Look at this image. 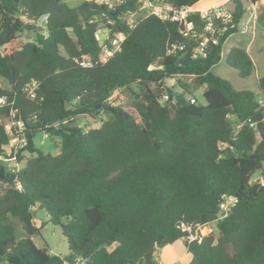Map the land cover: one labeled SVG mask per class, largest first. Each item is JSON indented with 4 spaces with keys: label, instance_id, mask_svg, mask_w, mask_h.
I'll use <instances>...</instances> for the list:
<instances>
[{
    "label": "trees",
    "instance_id": "16d2710c",
    "mask_svg": "<svg viewBox=\"0 0 264 264\" xmlns=\"http://www.w3.org/2000/svg\"><path fill=\"white\" fill-rule=\"evenodd\" d=\"M164 1L191 7L202 0ZM232 2L226 31L216 44L209 40L205 57L193 58L204 26L197 11L186 17L192 23L186 37L181 23L155 15L128 28L122 15L136 10L137 0L113 9L92 0H0V39L14 29L0 45V79L7 85L0 83V96L13 102L15 118L22 117L30 133L19 172L0 165L6 184L0 191V264H137L150 249L183 238L181 223L215 227V234L185 243L189 264H264V75L256 94L235 90L212 71L245 12L242 0ZM100 26L110 36L125 34L105 61L95 38ZM172 44L182 48L168 52ZM82 55L90 56L91 66L75 61ZM224 60L242 78L253 72L242 47H231ZM172 77L178 91L166 86ZM31 79L38 82L32 99L22 92ZM198 87L204 103L193 95ZM119 88L141 100L143 123L107 102ZM164 94L168 99L160 101ZM32 113L35 121H27ZM88 114L106 118L94 128L74 123ZM39 132L59 138L57 154L35 146ZM9 137L0 122V153ZM257 167L261 181L249 176ZM223 195L236 201L218 218ZM32 207L60 227L67 254L33 242L40 227Z\"/></svg>",
    "mask_w": 264,
    "mask_h": 264
},
{
    "label": "built area",
    "instance_id": "2783aa9c",
    "mask_svg": "<svg viewBox=\"0 0 264 264\" xmlns=\"http://www.w3.org/2000/svg\"><path fill=\"white\" fill-rule=\"evenodd\" d=\"M96 4H104L109 8H114L116 5L123 3L126 0H92ZM138 7L136 10H126L122 15V21L126 24L128 28H132L137 23V19L141 16L155 15L161 19H168L171 21H176L181 23L183 28V35L189 36V32L192 28V23L186 20L187 15L190 12L188 7H174L171 4L165 2L164 0H137ZM204 18L203 33L201 34V39L195 47L192 57H205L206 50L208 47L209 40L216 44L219 40L220 35H222L227 26L232 21V11L224 6H215L205 9L203 11H197ZM95 38L101 44V60H107L115 51L120 49V44L125 38L123 32L113 33L112 36L109 35L108 29L103 27H98L95 32ZM182 46H177L172 44L168 49V52L174 51L175 49H181ZM75 61L82 67H88L92 65V60L89 55H82L75 59ZM175 78H171L168 81H174ZM38 82L31 79L29 82L25 83L22 87V92L27 98H35L37 95ZM122 88L117 89L108 99L107 102L111 105H115L113 97L122 99L121 94ZM168 99L167 94L162 95L160 101ZM191 102H194V98L189 97ZM260 103H262L260 101ZM17 113V108H14L13 102L8 100L6 95L0 96V122L5 126L6 131L9 134V142L5 146L4 151L0 153V165L5 167L12 174H17L21 169L23 162L19 160L20 150L25 148L27 145L25 121L22 117L15 118ZM36 115L34 113L30 114L27 121L34 122ZM43 137H48L49 135L45 132H41ZM16 187L20 188V184L16 182ZM6 188V184L0 181V191ZM236 198L233 196L223 195L222 200L219 204L218 218L224 217L230 208L235 203ZM35 210V207H32ZM201 226H191L186 223L180 224V230L184 233L183 238L186 242H190L194 239L200 237L198 229Z\"/></svg>",
    "mask_w": 264,
    "mask_h": 264
},
{
    "label": "rangeland",
    "instance_id": "374dc122",
    "mask_svg": "<svg viewBox=\"0 0 264 264\" xmlns=\"http://www.w3.org/2000/svg\"><path fill=\"white\" fill-rule=\"evenodd\" d=\"M81 0H67V3L70 5H75ZM43 21V20H42ZM22 39L26 40L27 35L23 34ZM260 41V39H259ZM230 47V43H226L222 47V55L221 59L218 63H216L212 67V71L224 78H226L231 86L235 90L241 89H250L254 91L256 94H259L258 86L255 80V77H259L264 74V46L259 45L258 48L261 49L260 53L257 54L258 50L256 48L253 49L251 52V56L253 58L255 69L253 70L252 74L249 77L242 78L238 75L237 71L228 66L225 63V55ZM0 83L2 86L6 87V83L0 79ZM167 87H173L175 91H178V87L176 85V81H167ZM153 87V86H152ZM134 91L139 92V87L136 84L132 85ZM123 96L122 99H118L115 96L113 97V101L115 105L122 106L126 111L131 113V115L136 118L139 123H143L142 115H143V105L140 99L135 98L134 96H130L127 91H121ZM193 95L197 98L200 103H204V97L202 94V88L198 87L194 90ZM106 116L104 114H88V115H81L74 120V123L78 126H82L85 128H94L98 127L103 119ZM233 119L232 117H230ZM33 141L37 148L44 150L43 146H40V141H46L45 146L49 145V140L44 138L42 133H36L33 135ZM50 152H53V148H49ZM27 156V154H26ZM264 173V171H263ZM253 181H261L262 174L260 169H256L252 174ZM33 223L40 227L39 233L32 237L33 242L39 247H46L50 250L51 253L56 255H64L68 253V245L66 237L63 235L59 226L53 225L48 221V216L43 209L36 208L34 211V218ZM198 232L200 235H208V234H215V227L214 223H209L204 226L199 227ZM16 236L17 238L23 235V231L21 226L18 222H16ZM186 241L184 238L178 239L171 244H167L162 248H158L153 252V256L155 261L158 264H167L169 260L175 258L181 253L180 260L172 263V264H189L190 262V255L186 251ZM114 245L108 247L109 250L113 248Z\"/></svg>",
    "mask_w": 264,
    "mask_h": 264
},
{
    "label": "crops",
    "instance_id": "0c3cea01",
    "mask_svg": "<svg viewBox=\"0 0 264 264\" xmlns=\"http://www.w3.org/2000/svg\"><path fill=\"white\" fill-rule=\"evenodd\" d=\"M242 2L245 8V12L237 25V31L230 34L223 42V45L226 43H230V47L228 48L227 52L231 47L234 46L242 47L249 55L254 66L253 68L254 70L255 64L251 56V52L253 51L254 48H256L258 50L257 52L258 54L261 52L259 51L261 49H259L258 46L259 45L264 46V0H259L255 3H250L248 0H242ZM221 5L231 11L234 6L232 0H202L194 4L193 6L188 7V9L189 11H203L210 7L221 6ZM221 55H222V51H221ZM259 77H255L256 83ZM46 139L49 140V145L47 147L45 146L46 141L45 142L40 141L41 144L40 146H43L44 149L43 151L50 152L49 148L51 147L53 148L54 151L50 153L57 154L59 152V146H60L59 138L48 136L46 137ZM180 257H181V253L175 258L169 260L167 264H172L179 261Z\"/></svg>",
    "mask_w": 264,
    "mask_h": 264
},
{
    "label": "water",
    "instance_id": "95a60500",
    "mask_svg": "<svg viewBox=\"0 0 264 264\" xmlns=\"http://www.w3.org/2000/svg\"><path fill=\"white\" fill-rule=\"evenodd\" d=\"M14 32V29H10L9 31L6 32V34L0 39V45H3L5 41L8 39L10 34ZM30 133L29 131H26V137H29ZM262 168H264V165H262ZM259 169V167H257ZM255 170H252L249 173V176L254 172ZM159 243V241H158ZM154 249H150L147 253L144 254L143 258L138 261L137 264H153L152 262V256H153Z\"/></svg>",
    "mask_w": 264,
    "mask_h": 264
}]
</instances>
